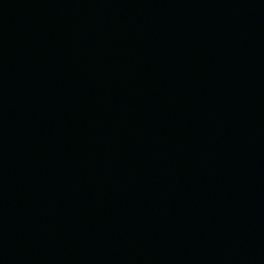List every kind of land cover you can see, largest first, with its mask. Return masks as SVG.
<instances>
[{
  "label": "water",
  "instance_id": "1",
  "mask_svg": "<svg viewBox=\"0 0 264 264\" xmlns=\"http://www.w3.org/2000/svg\"><path fill=\"white\" fill-rule=\"evenodd\" d=\"M0 264H264V0H0Z\"/></svg>",
  "mask_w": 264,
  "mask_h": 264
}]
</instances>
